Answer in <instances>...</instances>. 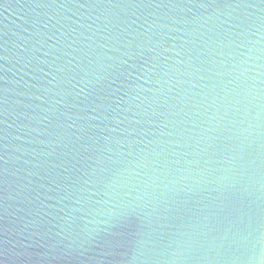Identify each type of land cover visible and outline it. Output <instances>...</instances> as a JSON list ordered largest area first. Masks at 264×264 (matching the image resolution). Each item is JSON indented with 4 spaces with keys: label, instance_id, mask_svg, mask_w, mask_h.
Listing matches in <instances>:
<instances>
[{
    "label": "water",
    "instance_id": "water-1",
    "mask_svg": "<svg viewBox=\"0 0 264 264\" xmlns=\"http://www.w3.org/2000/svg\"><path fill=\"white\" fill-rule=\"evenodd\" d=\"M0 264H264V0H0Z\"/></svg>",
    "mask_w": 264,
    "mask_h": 264
},
{
    "label": "snow or ice",
    "instance_id": "snow-or-ice-1",
    "mask_svg": "<svg viewBox=\"0 0 264 264\" xmlns=\"http://www.w3.org/2000/svg\"><path fill=\"white\" fill-rule=\"evenodd\" d=\"M254 6V5H253Z\"/></svg>",
    "mask_w": 264,
    "mask_h": 264
}]
</instances>
